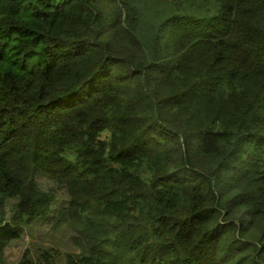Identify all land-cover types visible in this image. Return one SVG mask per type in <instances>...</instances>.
<instances>
[{"label": "trees", "instance_id": "1", "mask_svg": "<svg viewBox=\"0 0 264 264\" xmlns=\"http://www.w3.org/2000/svg\"><path fill=\"white\" fill-rule=\"evenodd\" d=\"M39 227L16 264H264V0H0V264Z\"/></svg>", "mask_w": 264, "mask_h": 264}, {"label": "rangeland", "instance_id": "2", "mask_svg": "<svg viewBox=\"0 0 264 264\" xmlns=\"http://www.w3.org/2000/svg\"><path fill=\"white\" fill-rule=\"evenodd\" d=\"M44 231L43 227L35 228L31 232V235L22 236L17 241L9 243L5 250V260L7 264H16L20 259L22 252L26 248L32 249L34 245L50 246L55 240H52L50 236ZM59 247L62 250H67L68 246L65 242H59Z\"/></svg>", "mask_w": 264, "mask_h": 264}]
</instances>
